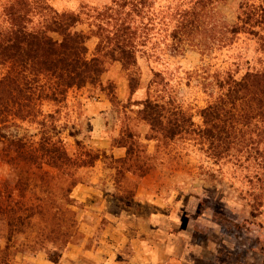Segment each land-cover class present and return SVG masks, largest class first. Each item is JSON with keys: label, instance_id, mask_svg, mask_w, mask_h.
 <instances>
[{"label": "trees", "instance_id": "1", "mask_svg": "<svg viewBox=\"0 0 264 264\" xmlns=\"http://www.w3.org/2000/svg\"><path fill=\"white\" fill-rule=\"evenodd\" d=\"M157 1L111 0L75 12L59 11L48 0H1L0 160L10 165L12 177L0 179V264H15L14 253L46 248V240L66 244L74 234L70 193L78 180L59 187V194L50 191L57 186L51 184L53 169H64L72 158L57 136V118L53 111L45 112L43 104H58L70 89L85 86L104 92L113 103L115 85L103 82L102 75L114 63L121 65L134 92L140 83L138 52L152 40L158 24L165 25L167 46L174 54L188 49L211 53L241 33L255 39L258 55L240 76L238 66L234 72L198 71L209 98L200 110L202 124L175 104L173 95L165 91L166 83L157 95L149 94L142 101L137 113L149 125L150 138L167 144L188 140L216 163L234 159L235 165L246 167L250 183L246 193L257 206L263 205L264 0H237L234 20L222 10L227 0H174L160 7ZM92 38L96 42L90 51ZM162 77L155 72L149 87H159ZM24 121L40 125L37 140L19 133ZM117 145L127 147L121 160L130 161L128 170L140 175L151 170L133 164V149L125 141ZM85 153L94 159L89 151ZM87 163L81 160L78 165ZM28 231L36 233L39 241L30 242ZM19 234L26 235V242ZM14 244L18 246L12 250ZM59 257L57 249L50 251L51 260Z\"/></svg>", "mask_w": 264, "mask_h": 264}, {"label": "rangeland", "instance_id": "2", "mask_svg": "<svg viewBox=\"0 0 264 264\" xmlns=\"http://www.w3.org/2000/svg\"><path fill=\"white\" fill-rule=\"evenodd\" d=\"M110 1L48 0L59 11L75 12ZM173 1L159 0L156 6ZM236 3L227 0L222 5L230 20H234ZM155 30L146 48L138 52L140 83L134 92L129 90L121 65L114 63L102 75L103 82L115 85L113 103L104 92L85 86L70 89L58 104H43L44 111H53L57 118V136L72 158L64 169H53L51 184L58 187L50 191L59 194V187L77 178L70 193L76 224L68 243L46 240V248L41 244V249L14 253L15 264H129L128 259L135 255V236L142 229L151 234L147 239L159 242L160 252L167 248L174 251L161 264H172L175 257L192 264H264V203L257 206L246 193L248 169L235 165L234 159L216 163L188 140L167 144L150 138L149 125L137 113L142 101L149 94L157 95L166 83L165 91L173 95L175 104L189 110L195 123L202 124L200 110L209 98L196 76L198 71L234 72L238 66L236 75L240 76L258 55L255 39L241 33L211 53L188 49L174 54L167 46L165 25L158 24ZM95 42V38L88 40L90 51ZM155 72H160L164 81L159 87H149ZM39 127L37 122L24 121L19 133L27 132L37 140ZM119 141L133 149V164L151 170L144 175L128 170L130 161L121 160L127 147L117 145ZM81 160L89 164L79 166ZM44 168L52 170L47 165ZM11 170L0 160V179L12 177ZM28 234L30 242L39 241L36 233ZM24 236L19 234L21 242H26ZM53 249L60 252L58 261L49 258Z\"/></svg>", "mask_w": 264, "mask_h": 264}, {"label": "crops", "instance_id": "3", "mask_svg": "<svg viewBox=\"0 0 264 264\" xmlns=\"http://www.w3.org/2000/svg\"><path fill=\"white\" fill-rule=\"evenodd\" d=\"M140 228L142 226L139 224ZM145 229H142L141 231L138 230L136 236H135V255L132 256V258L128 259L129 264H161L166 263V261L170 257V253L174 252L173 250H165L164 253L160 252L159 250V242L157 240L147 239L146 237L150 236L151 234L148 233ZM143 232V233H142ZM144 234V235H142ZM163 246V245H162ZM158 248V249H157ZM113 255L110 254V257ZM172 264H192L188 263L183 259V257H178L174 260H171ZM215 264V263H214Z\"/></svg>", "mask_w": 264, "mask_h": 264}]
</instances>
